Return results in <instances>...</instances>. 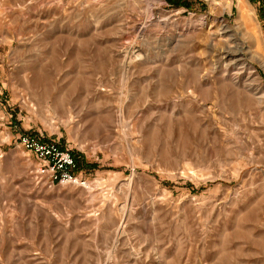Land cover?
<instances>
[{
    "label": "rangeland",
    "instance_id": "1",
    "mask_svg": "<svg viewBox=\"0 0 264 264\" xmlns=\"http://www.w3.org/2000/svg\"><path fill=\"white\" fill-rule=\"evenodd\" d=\"M0 264H264V0H0Z\"/></svg>",
    "mask_w": 264,
    "mask_h": 264
},
{
    "label": "built area",
    "instance_id": "2",
    "mask_svg": "<svg viewBox=\"0 0 264 264\" xmlns=\"http://www.w3.org/2000/svg\"><path fill=\"white\" fill-rule=\"evenodd\" d=\"M20 145L38 160L37 171L50 184H78L76 163L72 154L57 142H49L31 135H22Z\"/></svg>",
    "mask_w": 264,
    "mask_h": 264
},
{
    "label": "bare ground",
    "instance_id": "3",
    "mask_svg": "<svg viewBox=\"0 0 264 264\" xmlns=\"http://www.w3.org/2000/svg\"><path fill=\"white\" fill-rule=\"evenodd\" d=\"M244 12L240 13V16H242ZM249 75V74H248ZM227 77V76H226ZM235 78V77H234ZM241 78V77H240ZM240 78L233 79L234 86H238L243 92H245L247 95H256L258 93V90L256 88H253L251 86V83H248L246 81H242ZM248 78V77H247ZM227 79V78H226ZM230 81V79H229ZM256 81V80H255ZM232 83V81H231ZM261 95V94H260ZM256 212V211H255Z\"/></svg>",
    "mask_w": 264,
    "mask_h": 264
}]
</instances>
